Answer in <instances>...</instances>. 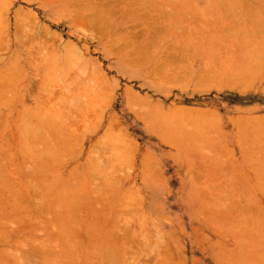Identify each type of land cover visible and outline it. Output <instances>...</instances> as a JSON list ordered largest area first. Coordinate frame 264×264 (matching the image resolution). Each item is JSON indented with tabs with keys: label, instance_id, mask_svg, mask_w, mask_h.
<instances>
[{
	"label": "rangeland",
	"instance_id": "374dc122",
	"mask_svg": "<svg viewBox=\"0 0 264 264\" xmlns=\"http://www.w3.org/2000/svg\"><path fill=\"white\" fill-rule=\"evenodd\" d=\"M41 1L0 0V264H264V0L133 39Z\"/></svg>",
	"mask_w": 264,
	"mask_h": 264
},
{
	"label": "crops",
	"instance_id": "0c3cea01",
	"mask_svg": "<svg viewBox=\"0 0 264 264\" xmlns=\"http://www.w3.org/2000/svg\"><path fill=\"white\" fill-rule=\"evenodd\" d=\"M41 2H42L41 5L43 7L61 8V9L62 8L63 9L84 8V10L85 8H89V9L91 8V12L93 11V8L95 7H96L95 8L96 10L102 9V6L103 7L108 6L111 9L127 8L126 12L123 11V15L129 14L130 16L136 18L135 21L125 23L119 26L117 25L116 22L115 23L111 22L112 26L110 25V23H106L105 25V23L103 24L102 21H101L102 23L94 22V21H90L88 23L89 29L100 30V31L96 30L95 32L92 31L90 38H105V39L139 38L140 34L144 31V22L143 21L140 22V20L143 19L144 14H145L143 10L144 8H149V7L169 8L170 11L167 12L169 15H175V16L180 15V16L188 17V16H191L192 14L194 15V12H192L191 10L188 11L186 10V8L202 7V14L204 16V19L214 18L216 20H219V18L220 19L229 18L227 16V13H231L232 15L233 13H235V11L244 12L242 10V5L245 4V3H241V1L239 2V1H226V0H42ZM251 6L254 8L255 14L252 15L254 16L257 14L256 6L255 5H251ZM176 8H179L180 10L178 11ZM132 10H133V13H132ZM91 12H87L88 15L91 14ZM94 12H92V14ZM97 12H101V11L97 10ZM73 24L77 25L79 24V22L77 23L76 21H72V25ZM127 25L129 29L127 28ZM124 27H126L128 31ZM133 27L137 29H134ZM163 29H166V28H163ZM163 29H159L157 32L163 31L162 32L163 35H166L169 32H173V28L171 27L168 28V30H163ZM103 31L106 32V35H97L98 33H101ZM93 33L95 35H93Z\"/></svg>",
	"mask_w": 264,
	"mask_h": 264
},
{
	"label": "bare ground",
	"instance_id": "6f19581e",
	"mask_svg": "<svg viewBox=\"0 0 264 264\" xmlns=\"http://www.w3.org/2000/svg\"><path fill=\"white\" fill-rule=\"evenodd\" d=\"M99 6H100V5H99ZM100 7H101V6H100ZM102 7H103V6H102ZM105 7H108V6H105ZM114 7H115V6H114ZM116 7H117V6H116ZM95 8H96V7H95ZM95 8H93V11H92V12H94V10H96ZM100 10H101V9H100ZM100 10H99V11H100ZM96 11H97V10H96ZM105 11H106V10H105ZM113 11H114V10H113ZM118 11H120V10H118ZM118 11H116V12L118 13ZM122 11H123V10H122ZM92 12H91V14H92ZM103 12H104V11H102L101 13H103ZM110 12H111V11H110ZM116 12H115V13H116ZM125 12H126V11H125ZM94 13H95V12H94ZM94 13H93V16H95ZM108 13H109V12L107 11V15H109ZM117 13H116V14H117ZM132 13H133V10H132ZM134 13H135V12H134ZM95 14H96V13H95ZM97 14H98V13H97ZM107 15H106V16H107ZM110 15H111V14H110ZM106 16H105V17H106ZM115 16H116V15H115ZM123 16H124V15H123ZM127 16H128V15H127ZM95 17H96V16H95ZM105 17H104V18H105ZM112 17H113V16H112ZM130 17H131V16H130ZM114 18H115V17H114ZM118 18H119V17H118ZM93 19L95 20L94 17H93ZM107 19H109V17H108ZM144 19H145V18H144ZM156 19H157V18H156ZM97 20H98V18H97L95 21H96V22H100L99 20H98V21H97ZM111 20H113V19H111ZM116 21H117V20H116ZM116 21H115V22H116ZM146 21H147V20H146ZM102 22H103V24H104L106 21H105V22L102 21ZM102 22H101V23H102ZM115 22H114V23H115ZM118 22H119V21H118ZM123 22H124V21H123ZM123 22H122V23H123ZM125 22H126V21H125ZM125 22H124V23H125ZM149 22H150V21H149ZM119 23H120V22H119ZM153 23H154V22H153ZM93 25H94V24H93ZM105 25H106V23H105ZM107 25H108V24H107ZM110 25H111V23H110ZM148 25H149V24H148ZM96 26H97V25H96ZM108 26H109V25H108ZM111 26H112V25H111ZM111 26H110V27H111ZM129 26H130V25H129ZM145 26H147V25H145ZM158 26H159V25H158ZM135 27H136V26H135ZM135 27H133V28H134V29H137V28H135ZM137 27H138V26H137ZM161 27H162V26H161ZM163 27H164V26H163ZM98 28H99V27H98ZM124 28L126 29V27H124ZM127 28L129 29L128 25H127ZM150 28H152V27L150 26ZM150 28H148L149 31H150L149 33H151L152 30L154 31V29L151 30ZM101 29H102V28H101ZM130 29H131V27H130ZM138 29H139V28H138ZM141 29H142V28H141ZM148 29L146 30V32H145V29H144V32L147 33ZM162 29H163V28H162ZM97 30H98V29H97ZM126 30H127V29H126ZM126 30H125V31H126ZM163 30H167V28H166V29H163ZM98 31H99V30H98ZM115 31H116V30H115ZM127 31H128V30H127ZM131 31H132V30H131ZM142 31H143V30H142ZM142 31H141V32H142ZM103 32H105V31H103ZM103 32H102V33H103ZM141 32H140V33H141ZM164 32H165V31H164ZM105 33H106V32H105ZM105 33H103V34H105ZM126 33H128V32H126ZM133 33H134V32H133ZM142 33H143V32H142ZM145 33H144V34H145ZM128 36H129V35H128ZM115 43H116V42H115ZM23 120H27V118H26L25 115H24V117H23ZM26 128H27V127H26ZM46 139H47V138H46ZM31 148H32V147H31ZM31 148H28L27 146H25V147L23 148V150L25 151V154H27V156H28V154H29V153H28L29 150L32 152ZM32 149H33V148H32ZM34 150H35V149H34ZM26 152H27V153H26ZM35 152H36V151H35ZM35 152H34V153H35ZM36 153H37V152H36ZM33 156H34V155H33ZM12 157H13V156H12ZM35 157H37V155H35ZM38 157H40V156L38 155ZM34 159H35V158H34ZM37 159H38V164H36V166L38 165L39 167H38V166H37V167H38L39 169H41L40 172H41V173H44V172H43L44 169L42 170V167H43V166H41V165H42L41 163H43V162L40 161L41 163L39 164V160H40V159H39V158H36V162H37ZM47 159H48V158H47ZM47 159H46V160H47ZM51 161H52V160H49V161L47 160V162H49V163H53V162H51ZM45 164H46V163H45ZM45 164H44V165H45ZM46 165H47V164H46ZM51 165H52V167H54L53 164H50V166H51ZM55 165H56V164H55ZM36 166H35V167H36ZM40 166H41V167H40ZM50 166H49V164H48V167H50ZM52 167H50V169H52ZM39 169H38V170H39ZM48 169H49V168H48ZM36 170H37V169H36ZM49 171H50V170H49ZM49 171L46 170V172H49ZM46 172H45L44 174H46ZM35 174H36V172H35ZM37 175H39L38 172H37ZM39 176H40V179H41V178H42L41 175H39ZM39 176H38V178H39ZM54 191H55V190H54ZM71 196H72V195H71ZM70 200H71V199H70ZM70 200L67 202L68 205H70V204H69ZM71 201H72V200H71ZM72 202H73V201H72ZM72 202H71V205L73 204ZM72 206H73V205H72ZM72 206H71V207H72ZM68 207H69V206H68ZM104 241H105V240H104ZM105 242H106V241H105ZM105 242H104V243H105ZM99 246H100V244H99ZM103 246H104V244H103Z\"/></svg>",
	"mask_w": 264,
	"mask_h": 264
}]
</instances>
